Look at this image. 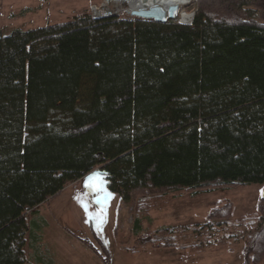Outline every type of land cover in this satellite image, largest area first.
<instances>
[{"label": "trees", "instance_id": "16d2710c", "mask_svg": "<svg viewBox=\"0 0 264 264\" xmlns=\"http://www.w3.org/2000/svg\"><path fill=\"white\" fill-rule=\"evenodd\" d=\"M190 10V25L86 12L0 32V264H30L28 235L37 250L44 228L30 217L97 170L124 205L264 185V0ZM257 210L252 232L228 234L230 207L160 228L137 250L243 245V264H262L264 194ZM133 232H143L137 217Z\"/></svg>", "mask_w": 264, "mask_h": 264}, {"label": "rangeland", "instance_id": "374dc122", "mask_svg": "<svg viewBox=\"0 0 264 264\" xmlns=\"http://www.w3.org/2000/svg\"><path fill=\"white\" fill-rule=\"evenodd\" d=\"M101 2L0 0V32L9 36L16 30L27 32L67 22L86 12L92 16L93 8L99 9ZM193 2L184 8L189 15L196 12L190 9L198 0ZM96 174L101 177L105 191L112 194L106 202H97L104 197V192L86 187L89 178ZM263 194L264 185L251 184L201 192L171 191L124 205L117 194L107 189L104 177L97 170L66 187L37 210L49 215L43 236L55 264H224L225 261L240 264L244 262L243 245L233 249L209 247L202 252L191 253L172 247L154 249L157 245L137 250L138 241L160 228L207 223L213 212L230 207L233 220L228 234L252 232L257 226V205ZM82 205L87 206V212ZM105 213L106 222L100 223L97 217ZM136 217L143 224V232L139 236L133 232ZM183 243L186 244L185 241ZM32 264L44 263L34 260Z\"/></svg>", "mask_w": 264, "mask_h": 264}, {"label": "water", "instance_id": "95a60500", "mask_svg": "<svg viewBox=\"0 0 264 264\" xmlns=\"http://www.w3.org/2000/svg\"><path fill=\"white\" fill-rule=\"evenodd\" d=\"M132 0H102L99 9L93 8L92 18L101 20L107 18H120L128 16L130 18L151 20L158 23H167L171 20L179 19L181 24L190 25L195 13H191L190 23L182 21L181 6L160 5L155 0H141L137 8H132Z\"/></svg>", "mask_w": 264, "mask_h": 264}, {"label": "crops", "instance_id": "0c3cea01", "mask_svg": "<svg viewBox=\"0 0 264 264\" xmlns=\"http://www.w3.org/2000/svg\"><path fill=\"white\" fill-rule=\"evenodd\" d=\"M48 214L46 212H42L39 214V216H35V217H30V222L33 224L34 220L35 222H41L43 225H44V228H43V231H42V228L40 230V237H39V241L38 243L36 244L37 247H39L37 250L36 248L34 247V238L32 237V234L28 235V245L26 247V254H27V257L30 261V264H32V262L35 260H38L44 264H55V260L53 258V254H52V251L50 248H47L45 246V243H44V229L45 227L48 225V222H49V219H48ZM31 224V225H32ZM32 227V226H31ZM36 241V240H35ZM33 243V245H32ZM224 264H231L230 262H226ZM240 264H243V263H240ZM264 264V262L262 263Z\"/></svg>", "mask_w": 264, "mask_h": 264}, {"label": "snow or ice", "instance_id": "6c2138e0", "mask_svg": "<svg viewBox=\"0 0 264 264\" xmlns=\"http://www.w3.org/2000/svg\"><path fill=\"white\" fill-rule=\"evenodd\" d=\"M86 187L92 188L94 191L96 192H104V197H102L100 200H98V203L101 202H106L107 199L111 198V193H108L105 191V189L103 188V181L101 179V177L99 176V174L93 175L92 177L89 178ZM85 207V211L87 212V206L86 205H82ZM97 219L100 221V223H104L106 222V213L102 214L101 216L97 217Z\"/></svg>", "mask_w": 264, "mask_h": 264}, {"label": "bare ground", "instance_id": "6f19581e", "mask_svg": "<svg viewBox=\"0 0 264 264\" xmlns=\"http://www.w3.org/2000/svg\"><path fill=\"white\" fill-rule=\"evenodd\" d=\"M155 1L158 2L160 5H165L166 7L174 6V5L181 6L182 21L184 23H190L191 16L184 11V8L190 5L191 3H193L194 0H155ZM140 2L141 0H132L131 2L132 8H137Z\"/></svg>", "mask_w": 264, "mask_h": 264}]
</instances>
